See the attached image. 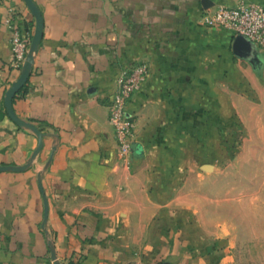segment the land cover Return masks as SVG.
Returning <instances> with one entry per match:
<instances>
[{
  "label": "crops",
  "instance_id": "0c3cea01",
  "mask_svg": "<svg viewBox=\"0 0 264 264\" xmlns=\"http://www.w3.org/2000/svg\"><path fill=\"white\" fill-rule=\"evenodd\" d=\"M42 35L25 83L6 114L7 9L33 29L22 0H0V264H228L166 209L180 150L209 137L221 92L244 89L255 67L231 52L228 30L199 21L204 9L240 0H32ZM264 5V0H243ZM145 61L130 97L133 141L116 154L107 120L119 71ZM241 61L249 63L245 66ZM38 130V129H37ZM46 218L43 220V205Z\"/></svg>",
  "mask_w": 264,
  "mask_h": 264
},
{
  "label": "rangeland",
  "instance_id": "374dc122",
  "mask_svg": "<svg viewBox=\"0 0 264 264\" xmlns=\"http://www.w3.org/2000/svg\"><path fill=\"white\" fill-rule=\"evenodd\" d=\"M261 60L244 89L221 92L209 137L180 150L167 174V211L228 264H264V56Z\"/></svg>",
  "mask_w": 264,
  "mask_h": 264
},
{
  "label": "built area",
  "instance_id": "2783aa9c",
  "mask_svg": "<svg viewBox=\"0 0 264 264\" xmlns=\"http://www.w3.org/2000/svg\"><path fill=\"white\" fill-rule=\"evenodd\" d=\"M19 17L15 9L9 7L3 19V25L9 31L10 66L15 70L16 77L24 61L32 33L30 28L21 29L18 26ZM199 21L206 27L228 30L232 36L241 34L257 52L264 53V5L261 3L240 0L231 6L204 9ZM146 77V62L135 61L119 71L110 93L107 120L112 129L116 154L120 158H125L129 154L133 141L134 116L127 105L130 97L142 90ZM47 241L50 242L49 239Z\"/></svg>",
  "mask_w": 264,
  "mask_h": 264
},
{
  "label": "water",
  "instance_id": "95a60500",
  "mask_svg": "<svg viewBox=\"0 0 264 264\" xmlns=\"http://www.w3.org/2000/svg\"><path fill=\"white\" fill-rule=\"evenodd\" d=\"M25 4L27 10L32 15L34 23H33V29L30 36L28 49L24 58V61L21 65L20 71L17 75V77L11 82V84L5 89L3 94V106L5 109V112L7 116L16 124V125H24L30 128L37 138V145L35 149L33 150L32 156L36 154L41 147V133L31 124H28L24 122L23 120L19 119L13 112L12 109V98L14 94L19 90V88L25 83L30 68L32 66L33 62V56L36 52V49L38 47V44L41 39L42 35V17L37 9L36 5L32 0H22ZM231 52L234 56L243 58L247 60L250 64L257 67L260 64V61L257 58V52L254 48V46L241 34H236L232 36L231 40ZM25 166H7V165H0V171L2 170H21ZM43 220L46 218V205L44 202L43 205V213H42ZM47 245L49 248V256L52 260V264H61L55 259L54 252L51 246V243L47 241Z\"/></svg>",
  "mask_w": 264,
  "mask_h": 264
},
{
  "label": "trees",
  "instance_id": "16d2710c",
  "mask_svg": "<svg viewBox=\"0 0 264 264\" xmlns=\"http://www.w3.org/2000/svg\"><path fill=\"white\" fill-rule=\"evenodd\" d=\"M37 129H38V131L41 132V128L40 127L37 126ZM68 264H73V263L69 262Z\"/></svg>",
  "mask_w": 264,
  "mask_h": 264
}]
</instances>
